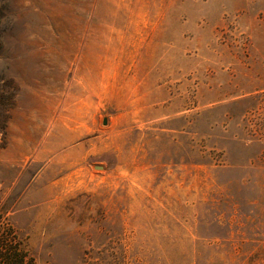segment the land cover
<instances>
[{"label": "rangeland", "instance_id": "obj_1", "mask_svg": "<svg viewBox=\"0 0 264 264\" xmlns=\"http://www.w3.org/2000/svg\"><path fill=\"white\" fill-rule=\"evenodd\" d=\"M35 264H264V0H0V224Z\"/></svg>", "mask_w": 264, "mask_h": 264}, {"label": "trees", "instance_id": "obj_2", "mask_svg": "<svg viewBox=\"0 0 264 264\" xmlns=\"http://www.w3.org/2000/svg\"><path fill=\"white\" fill-rule=\"evenodd\" d=\"M0 264H35L24 238L8 222L0 224Z\"/></svg>", "mask_w": 264, "mask_h": 264}]
</instances>
